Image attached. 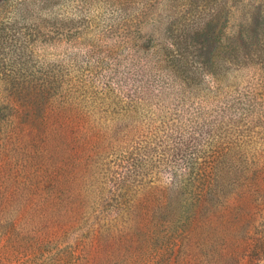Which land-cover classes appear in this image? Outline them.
Returning <instances> with one entry per match:
<instances>
[{"label":"trees","instance_id":"16d2710c","mask_svg":"<svg viewBox=\"0 0 264 264\" xmlns=\"http://www.w3.org/2000/svg\"><path fill=\"white\" fill-rule=\"evenodd\" d=\"M141 46L91 95L53 79L0 106V264H162L151 233L181 169L206 234L180 229L167 264H264V50L202 75Z\"/></svg>","mask_w":264,"mask_h":264},{"label":"rangeland","instance_id":"374dc122","mask_svg":"<svg viewBox=\"0 0 264 264\" xmlns=\"http://www.w3.org/2000/svg\"><path fill=\"white\" fill-rule=\"evenodd\" d=\"M137 44L157 59L179 49L188 67L210 74L222 60L213 53L240 58L254 54L256 45L264 50V0H0V106L17 104L11 95L50 87L53 79H63L67 93L91 95L110 65L118 61L121 72L129 69ZM252 68L242 75L260 79ZM169 177L177 181L169 187L173 202L151 233L152 248L164 249L162 264L175 253L171 239L180 229H191L192 240L206 234L202 219L188 227L198 204L195 172L181 169Z\"/></svg>","mask_w":264,"mask_h":264}]
</instances>
